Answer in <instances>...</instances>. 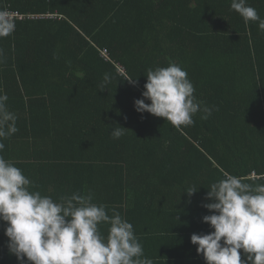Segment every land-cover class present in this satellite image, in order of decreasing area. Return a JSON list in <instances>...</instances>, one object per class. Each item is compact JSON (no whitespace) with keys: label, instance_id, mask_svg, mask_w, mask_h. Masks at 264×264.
<instances>
[{"label":"trees","instance_id":"16d2710c","mask_svg":"<svg viewBox=\"0 0 264 264\" xmlns=\"http://www.w3.org/2000/svg\"><path fill=\"white\" fill-rule=\"evenodd\" d=\"M247 3L264 18V0ZM0 4L16 14L14 33L0 38V90L18 127L3 140L0 155L21 169L27 167L22 158L37 160L42 177H27L30 191L54 201L59 190L90 193L92 202L121 212L131 195L159 192L178 203L179 232L211 233L203 221L213 214L204 207L213 202L207 198L211 184L223 172L264 173V31L258 22L246 24L231 0ZM170 62L187 71L196 99L213 109L208 119L197 113L193 125L176 128L137 111L148 69ZM119 126L124 135L114 139ZM64 163L71 164L69 176ZM0 264L21 262L4 244Z\"/></svg>","mask_w":264,"mask_h":264},{"label":"clouds","instance_id":"9594fccd","mask_svg":"<svg viewBox=\"0 0 264 264\" xmlns=\"http://www.w3.org/2000/svg\"><path fill=\"white\" fill-rule=\"evenodd\" d=\"M231 9L246 24L258 22L264 31V18L247 0H231ZM15 17L0 4V38L14 33ZM3 56L0 48V62ZM109 80L106 73L104 82ZM125 80L135 83L132 78ZM144 87L142 95L151 103L137 99V111L166 118L176 128L193 125L197 113H202L201 119L212 114V108L196 99L187 71L177 63L148 69ZM8 99L0 90V153L5 148L3 140L18 131L17 116L8 110ZM125 129L114 128L112 137L120 138ZM223 177L211 184L207 198L213 202L204 205L213 214L205 215L203 221L214 231L193 234L191 242L198 245L197 252L207 264H264V183H257L264 180V173L253 170L237 176L223 172ZM31 186L23 170L0 155V221L7 222L8 248L21 264L25 257L29 264H154L144 256L132 223L114 209L110 216L106 205L92 202L90 193H73L54 201L30 191ZM196 191L193 187L186 193L191 196ZM101 224L109 226L107 237L101 234ZM241 249L246 260H242Z\"/></svg>","mask_w":264,"mask_h":264},{"label":"crops","instance_id":"0c3cea01","mask_svg":"<svg viewBox=\"0 0 264 264\" xmlns=\"http://www.w3.org/2000/svg\"><path fill=\"white\" fill-rule=\"evenodd\" d=\"M27 149L28 155H31V151L34 152L33 146ZM24 151H26V148ZM23 155L25 157L27 154L24 152ZM19 161L27 164V167H22L26 177H42L39 176V165L34 167V164H39L36 159L25 157ZM31 164H33L32 167ZM62 167L66 169V176L72 174L70 163H64ZM45 168L47 173L55 170V168ZM55 191L52 190L53 196H55ZM141 193L138 192L133 196L131 195V198L128 197L129 207H123L124 212L116 210L114 207H108L107 212L111 216L114 209L124 219L132 223L134 233L143 245L144 256L153 259L154 264H207L203 254L197 252L198 245L192 244L191 236L193 234L203 235L209 233L179 232L180 227L177 222H174V210L178 211V207H176L178 203L172 200L164 201L165 196L159 194V192H151L150 196L141 195ZM93 195L97 197L98 193L94 192ZM56 196L60 198L71 195L69 191L59 190L56 192ZM6 227L7 222L0 221V246L5 244L8 247L9 238L5 235ZM99 227L101 234L107 237L109 226L101 224Z\"/></svg>","mask_w":264,"mask_h":264},{"label":"built area","instance_id":"2783aa9c","mask_svg":"<svg viewBox=\"0 0 264 264\" xmlns=\"http://www.w3.org/2000/svg\"><path fill=\"white\" fill-rule=\"evenodd\" d=\"M122 72H123V70H122ZM124 73V72H123Z\"/></svg>","mask_w":264,"mask_h":264}]
</instances>
